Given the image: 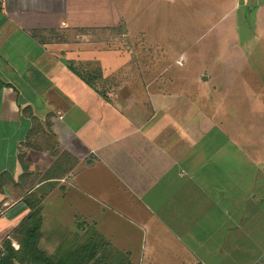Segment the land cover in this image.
Returning <instances> with one entry per match:
<instances>
[{"label":"crops","instance_id":"0c3cea01","mask_svg":"<svg viewBox=\"0 0 264 264\" xmlns=\"http://www.w3.org/2000/svg\"><path fill=\"white\" fill-rule=\"evenodd\" d=\"M119 1L0 7V239L19 247L39 210L66 264L94 242L131 264H264V129H237L226 92L199 97L202 73L141 60ZM140 3L158 29L176 8L264 19V0Z\"/></svg>","mask_w":264,"mask_h":264},{"label":"rangeland","instance_id":"374dc122","mask_svg":"<svg viewBox=\"0 0 264 264\" xmlns=\"http://www.w3.org/2000/svg\"><path fill=\"white\" fill-rule=\"evenodd\" d=\"M141 1H119L128 32L123 41L142 53L139 58L169 66V75L189 83L201 81L203 77L198 76L202 73L208 77L209 85L199 91V97L211 94L216 99L226 92L231 101L243 106L234 111L237 129L250 127L254 122L264 129V19L257 15L247 17L241 6L219 5L208 13L189 9L187 16L180 17L183 22L185 19L182 25L178 14L175 17L176 8L171 9L166 23L161 22L158 29L157 23L145 21V13L150 9ZM162 11L160 8L161 15ZM179 65L185 66V73L179 72ZM14 234L19 242L20 232ZM10 243L15 249L16 245ZM56 250L40 245L44 257H53Z\"/></svg>","mask_w":264,"mask_h":264},{"label":"trees","instance_id":"16d2710c","mask_svg":"<svg viewBox=\"0 0 264 264\" xmlns=\"http://www.w3.org/2000/svg\"><path fill=\"white\" fill-rule=\"evenodd\" d=\"M42 218L40 211H34L26 218V222L20 230L18 250L11 243L6 244V255L0 258V264H66L62 258V247L56 250L53 257L46 256L40 251ZM18 232V233H19ZM97 242L90 247H84V253H80V264H131L128 258L118 250L105 247L98 249Z\"/></svg>","mask_w":264,"mask_h":264},{"label":"built area","instance_id":"2783aa9c","mask_svg":"<svg viewBox=\"0 0 264 264\" xmlns=\"http://www.w3.org/2000/svg\"><path fill=\"white\" fill-rule=\"evenodd\" d=\"M5 0H0V7L4 5ZM6 255V245L2 239H0V258Z\"/></svg>","mask_w":264,"mask_h":264}]
</instances>
